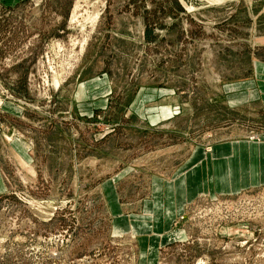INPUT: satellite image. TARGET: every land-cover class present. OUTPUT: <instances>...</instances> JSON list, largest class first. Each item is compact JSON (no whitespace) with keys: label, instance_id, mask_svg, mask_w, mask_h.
<instances>
[{"label":"rangeland","instance_id":"374dc122","mask_svg":"<svg viewBox=\"0 0 264 264\" xmlns=\"http://www.w3.org/2000/svg\"><path fill=\"white\" fill-rule=\"evenodd\" d=\"M263 65L264 0H0V264H264V181L197 193L153 255L126 218L264 142Z\"/></svg>","mask_w":264,"mask_h":264},{"label":"crops","instance_id":"0c3cea01","mask_svg":"<svg viewBox=\"0 0 264 264\" xmlns=\"http://www.w3.org/2000/svg\"><path fill=\"white\" fill-rule=\"evenodd\" d=\"M10 145L26 150L20 142H15L16 146L14 143ZM263 181L264 142L234 140L219 143L209 153L202 149L195 150L173 180L158 177L153 183L150 199L144 201L142 213L126 218L132 221V231L148 233L150 230L156 238L160 236L158 241L151 239L149 242L148 254L150 252L153 255L158 251V245L169 240L171 235H182L180 231L181 235L178 231L173 233L172 222L184 212L186 204L197 193L205 190L213 194L235 193ZM1 188L3 183L0 175ZM115 200L116 207H120L119 199ZM145 253L148 255L147 251Z\"/></svg>","mask_w":264,"mask_h":264},{"label":"bare ground","instance_id":"6f19581e","mask_svg":"<svg viewBox=\"0 0 264 264\" xmlns=\"http://www.w3.org/2000/svg\"><path fill=\"white\" fill-rule=\"evenodd\" d=\"M218 2H219V1H218ZM256 192H257V191H256ZM216 205H217V204H216ZM223 207H224V206H223ZM218 208H219V207H218ZM209 209H210V208H209ZM220 209H221V208H220ZM215 210H216V209H215ZM217 210H218V209H217ZM204 211H205V213H206V210H204ZM221 211H224V210L222 209ZM237 211H239V209H238ZM208 212H209V211H208ZM203 213H204V212H203ZM214 213H215V212H214ZM224 213H225V212H224ZM237 213H238V212H237ZM240 214H241V212H240ZM202 215H203V214H202ZM203 216H204V215H203ZM214 216H215V215H214ZM227 216H228V215H227ZM227 216H226V217H227ZM217 217H218V216H217ZM217 217H216V218H217ZM214 218H215V217H214ZM219 219H221V218H219ZM225 219H226V218H225ZM211 221H212V220H211ZM224 221H225V220H224ZM213 222H214V221H213ZM213 222H211V223H213ZM207 223H208V222H207ZM211 223H210V224H211ZM214 223H215V222H214ZM210 224H209V225H210ZM215 225H216V224H215ZM206 226H207V225H206ZM215 227H216V226H215ZM209 228H210V227H209ZM211 228H212V226H211Z\"/></svg>","mask_w":264,"mask_h":264}]
</instances>
